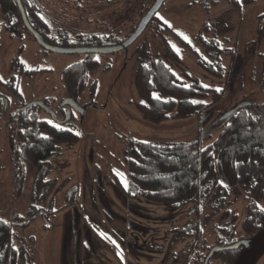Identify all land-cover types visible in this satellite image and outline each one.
I'll list each match as a JSON object with an SVG mask.
<instances>
[{"label":"rangeland","instance_id":"obj_1","mask_svg":"<svg viewBox=\"0 0 264 264\" xmlns=\"http://www.w3.org/2000/svg\"><path fill=\"white\" fill-rule=\"evenodd\" d=\"M38 1L51 37L78 47L91 36L127 39L155 0ZM195 1L165 0L128 48L97 56L100 64L90 70L78 101L87 107L85 114L61 106L69 97L65 69L83 54L44 52L22 25L10 24L0 13V219L12 223L16 241H26L36 264H184L191 248L194 256L202 253L232 222L224 217L226 210L236 214L233 224L241 234L251 199L245 185L231 188L223 205H201L192 212L193 203L172 208L137 196L128 178L130 142L207 146L220 134L226 114L245 105L256 114L264 103V0ZM216 39L219 48L210 45ZM207 47L222 58L218 67ZM152 58L172 66L187 83L226 91L206 114L149 121L139 110L134 78L140 62ZM44 100L56 115L42 109L41 118L75 130L80 141L63 154L64 190L36 201L38 171L29 163L18 170L13 150L21 137L12 117L24 104ZM70 110L73 117L65 122ZM74 184L79 199L62 208L65 190ZM258 204L264 209V201ZM32 206L55 212L45 217L41 211L28 222ZM234 264H264V229Z\"/></svg>","mask_w":264,"mask_h":264},{"label":"trees","instance_id":"obj_2","mask_svg":"<svg viewBox=\"0 0 264 264\" xmlns=\"http://www.w3.org/2000/svg\"><path fill=\"white\" fill-rule=\"evenodd\" d=\"M192 2L196 3L195 0ZM21 3L28 22L47 42L73 45L68 39L63 43L51 40L52 28L43 18L37 0H21ZM0 13L10 24L22 25L35 39L24 24L17 0H0ZM96 38L91 36L83 39L81 44H107L104 39L95 41ZM111 38V44L122 41L117 37ZM210 45L219 48L218 39ZM206 49L210 50L214 64L217 67L221 65L222 58L218 52L210 47ZM43 51L48 52L45 49ZM99 64L97 55L88 53L65 69L66 89L76 101L87 89L90 70ZM134 84L141 99L139 110L145 119L155 123L206 114L226 91V88L206 87L199 81L187 83L172 66L155 58L140 62ZM91 90L94 94L93 86ZM44 102L48 105L47 100ZM26 105L12 117L17 122L21 137L19 148L13 150L14 160L19 165L18 170H23L27 163L37 169L34 196L36 201H41L54 192L64 190L68 179L61 176L63 154L73 150L80 141V135L73 129L61 128L41 118L39 112L42 108L38 106L22 109ZM2 106L0 100V114ZM246 106L233 109L225 117L220 134L207 146L198 142L157 145L133 141L129 144L127 171L131 187L137 196L149 201L172 208L193 203L192 212H198L201 205H223L230 189L235 186L245 185L249 189L251 199L246 204L241 234L237 236V228L233 224L236 214L226 210L224 217H231L232 222L217 231L214 244H206L202 253L194 256V248H191L184 264H189V260H194L193 264H204L213 247L231 245L243 239L252 242L264 229V209L258 204V201H264V103L256 114L249 112ZM58 177L63 180L60 182ZM117 184L124 191L118 178ZM79 195L78 184L68 187L62 208L74 205ZM41 211L45 217L55 212L52 208L32 206L26 220L32 221ZM16 240L12 223L0 219V264H36L26 241ZM244 248L241 246L236 250L215 252L208 264H212V261L234 264Z\"/></svg>","mask_w":264,"mask_h":264},{"label":"water","instance_id":"obj_3","mask_svg":"<svg viewBox=\"0 0 264 264\" xmlns=\"http://www.w3.org/2000/svg\"><path fill=\"white\" fill-rule=\"evenodd\" d=\"M165 0H156L155 3L152 5V7L149 9V11L144 15V17L139 22L136 30L123 42L111 46H99V47H63L59 45H53L47 43L43 36L36 31L28 22L24 7L21 3V0H17V3L19 5V8L21 10L24 24L26 28L33 34V36L36 38L37 42L46 50L56 52V53H64V54H82V53H101V54H112L114 52H118L120 50L128 48L133 42H135L138 37L144 32V30L147 28L153 17L156 15V13L161 9L163 6ZM70 106L77 111H79L81 114H85L87 107L80 106L75 99L73 98H66L61 106ZM31 106H39L42 109H44L46 112L50 113L52 116H55V112L51 110L45 103L42 101H32L28 103L26 106H24L22 109H27ZM231 111L226 114V116L230 115ZM70 118V114L68 113L66 117V121H68ZM250 240H239L231 245L227 246H215L211 249L208 256L206 257L205 263L208 264L209 259L213 256L215 252L223 251V250H236L241 246L248 247L250 245Z\"/></svg>","mask_w":264,"mask_h":264},{"label":"flooded vegetation","instance_id":"obj_4","mask_svg":"<svg viewBox=\"0 0 264 264\" xmlns=\"http://www.w3.org/2000/svg\"><path fill=\"white\" fill-rule=\"evenodd\" d=\"M38 1V0H37ZM156 1V0H155ZM155 1H154V3H155ZM230 1V0H229ZM233 3H235V5H237L238 3H239V1L238 0H231ZM38 3H39V1H38ZM38 7L41 9V13L43 14V18H45V17H47L46 16V14H45V11L43 10V8L41 7V5H40V3H39V5H38ZM152 7V6H151ZM150 7V8H151ZM149 8V9H150ZM149 9H147V12L149 11ZM25 11V10H24ZM146 12V13H147ZM146 13L144 14V15H146ZM144 15H143V17H144ZM45 16V17H44ZM26 17H27V15H26ZM142 17V18H143ZM48 18V17H47ZM46 19V18H45ZM152 21V20H151ZM49 22V21H48ZM93 37V36H92ZM89 38V37H88ZM88 38H84V39H88ZM50 39V38H49ZM35 40H36V38H35ZM45 40V39H44ZM51 40H56L55 38H53V37H51ZM100 40H102V38H100V37H98V38H96V40L95 41H100ZM126 40V39H125ZM37 41V40H36ZM46 41V40H45ZM57 41V40H56ZM124 40L122 39V41L121 42H123ZM47 42V41H46ZM121 42H119V43H121ZM47 43H49V42H47ZM111 43H113V38H112V41H108L107 42V44H104V43H102V45H96V44H91V45H79L78 47H84V46H86V47H99V46H111V45H115V44H111ZM119 43H117V44H119ZM49 44H52V43H49ZM53 45H59V44H53ZM41 46V45H40ZM59 46H62V45H59ZM73 45H71V46H63V47H72ZM42 47V46H41ZM43 48V47H42ZM43 49H45V48H43ZM46 50V49H45ZM48 51V50H47ZM49 52V51H48ZM82 54H88V53H82ZM92 54H96L97 56L98 55H100L101 53H92ZM102 55V54H101ZM103 55H106V54H103ZM68 98H73V97H71L70 95H69V97ZM74 99V98H73ZM32 102V101H31ZM43 103H45L44 101H42ZM77 103H78V101H76ZM30 103V102H29ZM46 104V103H45ZM47 105V104H46ZM48 106V105H47ZM39 107V106H38ZM49 107V106H48ZM41 108V107H40ZM50 108V107H49ZM72 108V107H71ZM44 110V109H43ZM52 110V109H51ZM71 111H73V110H70L68 113L70 114V118H69V120H71L72 119V114L70 113ZM55 115H56V112H55ZM68 115V114H67ZM68 120V121H69ZM68 121H65V122H68Z\"/></svg>","mask_w":264,"mask_h":264}]
</instances>
